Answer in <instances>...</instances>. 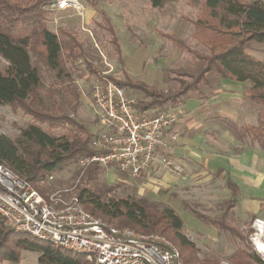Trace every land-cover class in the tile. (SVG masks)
Listing matches in <instances>:
<instances>
[{
  "label": "rangeland",
  "instance_id": "rangeland-1",
  "mask_svg": "<svg viewBox=\"0 0 264 264\" xmlns=\"http://www.w3.org/2000/svg\"><path fill=\"white\" fill-rule=\"evenodd\" d=\"M79 2L82 5L79 9L51 5L46 9L48 28L62 39L67 37L61 30L68 32L80 45L81 56L72 63L76 68L72 86L78 98L75 99L70 88H66L67 83L57 80L54 71L34 55H31V62L40 73L39 92L44 103L53 106L57 113H66L84 124L92 135L100 128L90 95L91 82L96 77L106 75L115 81H123V72L126 71L133 80H142L157 89L176 86L175 74L170 69L190 67L195 58L189 51L160 36L158 31L175 34L188 48L204 51L194 37L192 24L202 0H167L161 9L152 7L148 0ZM103 14L113 28L123 64L118 60L109 24ZM5 66L6 62L0 58V67ZM206 76L207 81L200 83L198 92L183 97L185 108L181 107L183 103L165 106V109L178 112V121L167 132L164 145L157 150L151 165L139 176H130L108 165L101 166L97 179L88 182L82 179L85 169L74 163L51 173V179L36 181L35 187L44 195L73 187L74 193L83 186L109 187L111 191L105 193V198L145 197L170 206L180 216L183 224L181 232L194 243L201 264H230L228 256L239 249L261 258L253 239L258 233L259 239L264 242V152L249 137L240 138L236 127L256 125L264 111V104L250 99L249 82L239 84L221 78L237 84L233 86L216 74L208 73ZM127 89L138 101L146 99L138 90ZM200 94L206 95V99L196 98ZM193 98L205 106L209 117L206 123L194 116L196 102ZM27 103L31 107V98ZM31 123L53 135L66 130L65 126L50 127L35 120L20 105L0 104L1 135L16 140L20 129ZM201 152L209 160L200 158ZM218 157L225 161L221 162L222 170L217 172L215 158ZM227 177L238 185V192L234 207L225 215V222L236 228L245 237L243 240L228 231L212 227L184 209L183 202L199 215L220 218L224 201L230 196ZM101 220L111 225L119 224L118 220ZM256 224L262 225V232L257 231ZM176 247L183 252L178 244ZM16 251L18 262L0 260V264H40V252L21 248Z\"/></svg>",
  "mask_w": 264,
  "mask_h": 264
},
{
  "label": "trees",
  "instance_id": "trees-1",
  "mask_svg": "<svg viewBox=\"0 0 264 264\" xmlns=\"http://www.w3.org/2000/svg\"><path fill=\"white\" fill-rule=\"evenodd\" d=\"M52 0H0V58L6 66L0 67V104L20 105L31 117L50 127L65 126L66 130L53 135L34 123L20 129L16 140L0 134V162L11 171L31 181L46 178L74 163L79 157L89 155L92 134L87 127L66 113H57L53 106L44 103L39 92L41 78L38 69L31 62V55L54 71L57 80L67 83L66 88L78 94L72 86L76 68L73 61L81 56L79 44L68 32L61 30L67 38L48 28L44 6ZM154 8L161 9L167 0H148ZM104 20L110 21L103 14ZM194 37L204 51L188 48L184 41L172 33L158 31V34L179 48L189 51L195 58L190 67L170 69L175 74L176 86L157 89L142 80H133L124 71V80L116 84L133 88L142 93L145 100H137L139 108L165 109L178 106L184 96L200 90V83L207 81V74L237 82H249L248 95L258 104H264V60L247 52L251 43L264 46V0H202L196 18L192 21ZM112 34L118 60L123 64L113 28ZM200 94L198 98H205ZM31 98V107L27 101ZM167 109V108H166ZM240 138L249 137L264 152V111L256 125L236 127ZM240 151V150H238ZM102 167L91 163L85 168L83 180L93 182ZM218 171H221L219 169ZM230 196L224 201L220 218L199 215L190 205L183 202L184 209L199 220L232 235L245 239L234 227L225 222V215L234 207L238 185L226 178ZM111 188L98 189L83 186L77 192L82 206L106 222L119 221L114 226L129 227L141 233L157 232L166 236L175 246L178 244L183 264H201L196 248L181 232L183 224L178 213L170 206L160 205L145 197L111 196L105 193ZM169 235L170 238L167 236ZM17 248L40 252V264H89L82 253L53 246L25 234L14 232L4 225L0 218V260L19 261ZM230 264H264L254 254L239 249L227 258Z\"/></svg>",
  "mask_w": 264,
  "mask_h": 264
},
{
  "label": "built area",
  "instance_id": "built-area-1",
  "mask_svg": "<svg viewBox=\"0 0 264 264\" xmlns=\"http://www.w3.org/2000/svg\"><path fill=\"white\" fill-rule=\"evenodd\" d=\"M49 5L82 7L79 0H52L44 8ZM90 95L100 128L90 139L93 152L79 157L77 166L110 165L139 176L164 145L178 112L139 108L137 98L106 75L91 82ZM73 189L44 195L0 162V218L14 232L82 253L90 264H183L180 251L166 236L105 223L82 206ZM259 253L264 260V252Z\"/></svg>",
  "mask_w": 264,
  "mask_h": 264
},
{
  "label": "crops",
  "instance_id": "crops-1",
  "mask_svg": "<svg viewBox=\"0 0 264 264\" xmlns=\"http://www.w3.org/2000/svg\"><path fill=\"white\" fill-rule=\"evenodd\" d=\"M247 52L249 53V54H251L252 56H254V57H256V58H258V59H263L264 60V46L263 45H261V44H258V43H254V44H252L251 46H249L248 48H247ZM220 79H221V77H220ZM222 81H225V80H223V79H221ZM230 80V79H229ZM233 81V80H232ZM225 82H228V81H225ZM228 83H230V82H228ZM244 83H246V82H239V84H244ZM231 85H233V86H235V85H237V84H233V83H230ZM206 96V95H205ZM196 98H198V97H196ZM196 98H193L194 100H195V102H196V108L194 109V116L195 117H197L200 121H202V122H207V118H209L208 117V114H207V110H206V108H205V106L200 102V100H197ZM205 99H206V97H205ZM182 104V103H181ZM182 108H185V105H184V103L182 104V106H181ZM216 109H218V107H216ZM199 157L200 158H203V159H207V160H209L207 157H206V154L204 153V152H201L200 154H199ZM204 157H206V158H204ZM222 161H225L224 160V158H215V162H216V164H217V166H218V168H217V172H218V170L219 169H221L222 170V167H221V162ZM213 227V226H212Z\"/></svg>",
  "mask_w": 264,
  "mask_h": 264
},
{
  "label": "bare ground",
  "instance_id": "bare-ground-1",
  "mask_svg": "<svg viewBox=\"0 0 264 264\" xmlns=\"http://www.w3.org/2000/svg\"><path fill=\"white\" fill-rule=\"evenodd\" d=\"M257 231L262 232V225L261 224H256ZM255 247L257 248L258 251L264 252V242H262L259 239V234L257 233V236L253 239Z\"/></svg>",
  "mask_w": 264,
  "mask_h": 264
}]
</instances>
